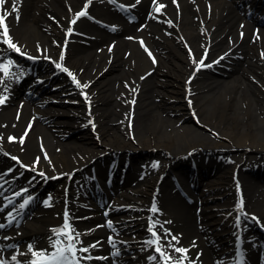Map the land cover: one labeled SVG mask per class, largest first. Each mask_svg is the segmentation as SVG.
Here are the masks:
<instances>
[{"label":"bare ground","instance_id":"6f19581e","mask_svg":"<svg viewBox=\"0 0 264 264\" xmlns=\"http://www.w3.org/2000/svg\"><path fill=\"white\" fill-rule=\"evenodd\" d=\"M115 2L129 5L136 13L135 21L120 14ZM10 4L7 11L3 9L9 14L6 22L9 37L25 55L10 48L5 43L6 37L0 34V65L12 62L7 76L0 71V96L8 97L0 105V149L5 151L4 154L0 151V184L8 181L6 185L12 190L0 191L3 202H0V225H3L0 227V260L4 264H29L35 259L29 245L33 251H52V241L57 239L54 230L62 229L59 217L53 219L48 215H35L33 221L18 226L19 216L25 209L19 205L36 192H24L23 185L37 183L42 179L40 172L49 177L63 176L59 187L46 195L51 199L47 205L42 204L43 213L51 210V204L63 208L65 200L71 205L87 204L93 195L86 177L94 176L90 169L94 164L97 178L113 203L107 219H132L130 228L125 231H135L137 235L133 238V235L123 236L121 232L110 235L101 228L90 229L87 221L91 218H84L90 213L82 215L74 211L77 232L79 229V233L85 235L84 240L96 238L90 241H98L94 248L90 246L91 242L78 245L89 247V252H78L77 256L99 258V264H125L122 252L133 249L134 264H160L153 243H149L156 239L149 231L151 228L160 238V248L172 261L233 264L228 243L225 244L221 234L210 237L213 242L208 235L215 220L221 221L222 233L233 239L238 232L237 226L229 220L215 219L214 213L205 212L204 208L196 207L197 204L186 203L171 177H178L185 189H189L191 183H198L207 191H219L224 200L220 207L227 206L230 216L249 213L264 227V182L254 179L243 168V165H264V27L257 26L253 18L248 17L251 9H243L246 0H91L90 3L89 0H13ZM14 5L16 11L12 10ZM159 5L163 7L157 11ZM85 10L87 15L79 17L66 47L72 17ZM149 52L156 56L155 62L151 61ZM29 56L52 60L54 68L59 70L56 64L61 63L80 79L81 85H88L83 88L88 92L86 99L65 72L58 83L50 81L46 88L50 96H66L54 104L66 109L73 106L72 119L64 117L65 112L52 108V100H32L30 104L16 102V96L22 93L18 78L26 74L25 71L33 77L24 86V93L45 88L40 80L48 78V83L54 72L51 65L36 75L28 71ZM201 59L204 66L199 65ZM210 62L213 66H209ZM196 66L201 68L196 70ZM110 69H115V74L98 79ZM216 73L221 74L216 76ZM190 76L194 79L188 82ZM203 79L205 92L193 95L198 80ZM115 84L118 85L115 87ZM89 98L96 109L88 115ZM188 99L189 104L196 101L198 114L211 115L209 120L208 116L202 115L200 121L219 138L232 141L240 149L256 150L262 156L250 158L239 169L234 167L235 163L213 158L206 164L203 153L217 151L223 154L233 146L212 139L192 125H177L189 116ZM45 120L56 127L75 125L74 129H79L80 133L75 140L63 142L52 127L42 123ZM92 123L98 124L96 133ZM9 137H14L15 141L9 142ZM21 137L23 144L19 143ZM149 149L169 150L172 158L189 156L198 168L213 172L214 178L204 183L199 172L200 180L193 178L190 182L188 175L177 172L172 165L170 175L164 180L167 164L146 160L138 165L134 156L122 177L123 157L129 152ZM45 153L48 159H45ZM104 153L122 154L114 186L107 175L112 158L101 157ZM12 156L31 168L36 158H40L32 177L22 176L23 181L16 178L23 174L24 168ZM241 160L237 159L236 163ZM82 170L85 176L78 174ZM72 173L77 174L69 181ZM121 179L124 181L119 183ZM162 179L163 183L158 185ZM239 185L241 192H238ZM211 192L209 195L204 193L199 200L206 204L209 198H216ZM12 193L19 194L18 201L3 207L9 201L8 194ZM154 197L160 207L157 216L149 210ZM118 215L122 217H115ZM14 216L17 219L12 221ZM96 219L100 220L98 215ZM180 222H183L181 226ZM240 232L245 246L250 247L244 264H258L256 249L260 243L251 240L253 230L242 227ZM138 236L140 240L137 241ZM173 236L178 238V243ZM108 242L112 243L111 251L116 252V258L110 257L104 249ZM173 246L187 249V259L184 254L175 252ZM80 264H88V261L83 259Z\"/></svg>","mask_w":264,"mask_h":264},{"label":"snow or ice","instance_id":"6c2138e0","mask_svg":"<svg viewBox=\"0 0 264 264\" xmlns=\"http://www.w3.org/2000/svg\"><path fill=\"white\" fill-rule=\"evenodd\" d=\"M91 2V0H89V3ZM138 2V0H137ZM5 3V0H0V5H3ZM163 7V5H159V7L157 8V11H159V8ZM13 11H16V7L15 5L13 6ZM7 13L4 14H0V27H2V32H0V34H2L3 36L6 37L5 39V43L8 44V46L12 49H14L17 53L21 54V55H25V53H23L20 49V47L17 46V44L13 43L12 39L8 36V27L5 24V17H6ZM87 15L86 10L85 11H81L77 14L78 17H82ZM76 21L75 19L72 21V23L74 24ZM69 32H71V29H69ZM141 44H143V41H141ZM145 51H148L147 49H145ZM149 55L151 56V53L149 52ZM223 57H221L222 59ZM28 59H33V57L29 56ZM61 60L64 59L63 54H61L60 57ZM155 62V61H153ZM11 61L8 62V65H0V71H3L4 75L7 76L8 75V68L11 65ZM194 63H196V61H194ZM199 65L200 66H204V60L201 59L199 61ZM210 66V65H209ZM57 68H60L62 71L67 72L69 76L72 77L73 81L76 83V85L78 87H82V88H86L88 87L87 84L81 85V83L76 79V77L67 69L64 68L60 63L56 64ZM2 82V81H0ZM87 99V96L85 97ZM8 97L5 96H0V105H3L6 101H7ZM132 103H135V101L133 100ZM25 136L27 135V132H25L24 134ZM15 138L14 137H9V142H14ZM24 142V138L21 137V139L19 140V143L23 144ZM42 151H43V147H42ZM13 160H15L18 164H21L22 167H27L25 165H23L21 163V161L15 157L12 156L11 157ZM39 157L36 158V161L34 162L32 168L30 170H35L36 165L39 163ZM45 159H48L47 154L45 153ZM153 167H156V165H153ZM40 176L45 177V174L43 172L39 173ZM45 179H48V177H45ZM26 191V190H25ZM49 199H51L49 197ZM29 203L28 199H25L24 202L22 204L19 205L20 208H24L25 205H27ZM241 206L243 205V200L241 199ZM45 204H48V201H45ZM151 211L153 213H156L159 211V209L156 207L155 202H153ZM253 220H257L256 217H252ZM259 222V221H257ZM109 226H111V223L109 222ZM0 227H3V225H0ZM149 231L152 232V236L155 237V241H149V243H157L159 242V236L155 231H152V229L150 228ZM168 235H171L170 233H167ZM54 235L57 237V239L52 241V251H48V250H43V251H33L32 246L29 245V251L31 252L32 256L35 257V259L31 260L29 262V264H80V261L83 259H92L91 256H86V257H80L77 256L78 252H82V253H88L89 252V247H83L80 246L78 247V245L82 244V241H80L79 237L81 235V233L76 232L74 229L71 228L70 224L68 223V214L67 212L65 213V224L64 227L62 229H57L54 230ZM63 237V240L59 239V237ZM172 239L174 241H176V243L179 242L178 238L173 236ZM91 247H95V244L91 245ZM174 247V246H173ZM156 251L160 254V257L163 258V262L164 264H170L171 262V257L168 256L164 251H162V249L158 246L156 248ZM174 251L177 253H181L184 254V259H187L186 253H187V249H184L182 247H174ZM13 260H15V257L12 258ZM155 259V257L153 258ZM0 264H4V261L0 260ZM175 264H183L182 260H177L175 262Z\"/></svg>","mask_w":264,"mask_h":264},{"label":"rangeland","instance_id":"374dc122","mask_svg":"<svg viewBox=\"0 0 264 264\" xmlns=\"http://www.w3.org/2000/svg\"><path fill=\"white\" fill-rule=\"evenodd\" d=\"M153 59H154V57H153ZM48 61L49 60L40 62L41 64L39 63L40 66H38L37 68H40V67L41 68H46L47 65H48ZM39 70L41 71V69H39ZM111 74H115V69H113V70L110 69V71H108V72L106 71L105 74L103 76H101L100 78H98V79L100 80V79H102V77H104L106 75H111ZM59 77L61 79V76H59ZM53 80H54V83H56L58 81V76L56 74H55ZM117 85L118 84H115L114 86L116 87ZM202 86H203V82L200 81V87H202ZM45 95H47V93H43L40 97L42 99H46ZM56 99H61V98L60 97H56ZM16 102H17V100H16ZM57 107L58 106H54V108H57ZM95 109H96V107H95ZM62 111H66V112L68 111V113L70 112V110H66V109H63ZM187 111L189 112V116L185 117V120L182 121V124L192 125L195 128H197L198 130L203 131L205 134L210 136L212 139H216L217 140V136L214 134L212 129L208 128L206 125L200 124V120H201V118H203L202 115L208 116V120L211 119V115H208V114H196L195 112L190 111L189 107H187ZM169 115L173 117V115L171 113ZM66 118L72 119V116L71 115H66ZM180 123H177V125L180 124ZM45 125L48 126L49 123L48 124L45 123ZM49 127L50 128L52 127L53 132L56 135H58L63 142H69V141L75 140L76 139V135H79V133H80L79 129H76V128L74 129L75 125L69 126V128H64L63 126L56 127L55 125L50 124ZM218 141H221V142H224V143H226L228 145L230 144L231 146H233V147L229 148L227 151H225L223 153V155H225L224 156V160H226V158H228V157H233V158L243 157L244 160L247 161L250 158H255V157L260 155V153L258 151H256V150H251V151H248V152H244L242 149H240V148L236 147L235 145H233L232 141H229L227 139H218ZM170 155H171V151H169V150L149 149V150H146V151H139V152L133 153L131 155H126V157L124 156L123 158H128V159L131 160L132 156H134V160H135L136 164L138 163V165H139V164L144 163V161H146V160L147 161L148 160H158L161 163H165V162L168 161V158H169ZM121 157L122 156L117 157V158L121 159ZM222 158H223V156H222ZM169 162H173V164H175L176 158L171 159ZM191 166H193V163L191 161L177 162L174 165V167H175V169L177 171L180 168L185 169L188 175L192 173ZM25 173H26L25 176L30 175L32 173V170L29 169V170L25 171ZM81 174H84V173H81ZM211 177L214 178L213 174L210 173L209 171L202 172V178H204L205 180L211 179ZM41 186H44V184H41ZM57 187H58V182H47L46 185L44 186V191H51V190H54ZM203 188L204 187L202 186L201 189H203ZM50 215H51V217H53L54 216L53 212ZM30 219H31L30 217L27 218V220H30Z\"/></svg>","mask_w":264,"mask_h":264}]
</instances>
